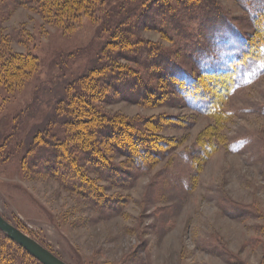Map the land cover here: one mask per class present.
<instances>
[{"label": "rangeland", "instance_id": "374dc122", "mask_svg": "<svg viewBox=\"0 0 264 264\" xmlns=\"http://www.w3.org/2000/svg\"><path fill=\"white\" fill-rule=\"evenodd\" d=\"M201 1L106 0L68 30L26 5L4 16L7 48L38 62L18 70L0 53V213L67 264H264V73L231 89L197 58L221 14L249 41L261 37L264 2L209 0L202 14ZM129 13L142 58H118L133 77L123 86L130 77L110 83L94 69ZM88 74L91 120L68 89ZM81 132L95 153L78 149ZM51 142L55 166H36Z\"/></svg>", "mask_w": 264, "mask_h": 264}, {"label": "trees", "instance_id": "16d2710c", "mask_svg": "<svg viewBox=\"0 0 264 264\" xmlns=\"http://www.w3.org/2000/svg\"><path fill=\"white\" fill-rule=\"evenodd\" d=\"M105 1L106 0H0V53L3 50V53L7 55L6 63L18 70L25 69L27 72H29L33 69L32 66H35L38 62L37 54H34L30 51L20 53L9 49V47L7 48V46L9 45V37L5 33V31H2L1 24L4 21V16L10 13V8L13 6L12 4L17 6H29L32 10L34 9L40 16H42L45 22L57 25L61 24L64 29L68 30L72 29V26H74L78 18L81 16L80 14L82 13V11L87 12L92 9H96L101 3ZM208 1L209 0L201 1L202 3H200V6L198 7V9L204 11L202 12V14H204L205 12L208 14L211 12V8L213 9V6L211 5L212 2ZM166 8L167 7L160 6L158 7V12H160V14H164ZM208 8L210 9V11L206 10ZM215 11H217V9H215ZM133 14L129 13L127 18L117 25V30L114 31V40L112 39L109 46L105 47L102 50V53L106 54L108 60L104 61L103 63H98L97 67L94 69L97 74L102 73L103 76H106L105 78H107L110 83L112 82V80L115 81L116 78L121 79L123 78V76L130 77L128 76L129 73L126 74L128 69L125 67V65L118 63V58L122 56L129 60L134 59V61L136 62L139 60V58H142L139 54L137 56V51H140L139 49L137 50V43L139 42V40H136L135 37L130 36V31L132 29L130 27H127L128 25L126 21L130 20ZM219 20L221 21L219 22ZM217 22L219 23L213 24L214 28L210 30L211 32H209V35H207L208 37L210 36L209 38L211 42L207 46L208 49L210 47V50L206 53L198 55L197 58L199 61H202L201 65H204V71L220 76V78H222L221 80H227L229 85L231 86V89L246 85L250 81H253L255 78L259 77L262 73H264V31L263 34L261 33V37L253 41H249L244 37L242 33H240V31H238V29L236 30L235 28L231 27L232 25H230V21L227 20L226 16L221 14V19L219 18ZM16 39L19 42H26L27 40L26 36L19 30L16 31ZM150 49L151 46L148 45L143 50L147 52V50ZM131 51H134V55L136 54L135 57L130 55L131 53H133ZM178 77L182 79V81H189L190 84L188 85H191L192 87L194 86L192 77L186 71L182 69L179 70ZM130 78L131 79H129L128 81L122 83L123 86H130L133 77ZM92 79L93 77H89V74L83 76L76 82L71 83L68 89H78V93L75 92V95L80 98L82 97V101L86 104L88 100L86 91L87 88L91 91H93L95 87L97 89V85H95L96 83H93L91 81ZM71 94L72 93H70V95ZM67 96L65 97V99H63L64 101L70 100L69 96ZM191 98H193L194 100H191ZM188 102L190 103V105L195 106L197 109H206L208 100L203 98L197 99L196 97L190 95L188 98ZM86 105L80 107L81 109H83V111H86L91 115L89 117V120L97 117L96 115L98 114H95L92 107H90L89 104ZM65 111L68 112L70 110L66 108ZM100 117L101 115L99 116V119ZM101 121L103 122V124H106L104 122V119H102ZM129 124L130 123H127L126 125ZM111 125V127L113 128H108L107 131L116 134L118 132V128L124 127L123 122L120 120L112 121ZM130 126L129 128H127L129 129V134L131 135V137H133L135 131L133 129H130ZM99 130L97 132V135H101ZM45 132L49 136H57L58 134L57 131L52 128L46 129ZM81 133L82 134H80V139H82V141L80 142L78 149L85 154H88L89 152L95 153L94 150H96L97 147L95 144H93V139H91L92 134L90 132H88L89 135L87 132ZM66 135L70 138H74L76 136H73V134L70 133H66ZM89 136L90 139H88ZM133 138L138 139L139 137ZM59 144L61 145L62 143ZM51 145L52 146L50 147L47 146V154L45 153L47 159L46 162L44 161L37 164V161L32 159V161L36 163V166L40 168H47L49 166H51L52 168L55 166L52 160L53 158L58 156V153H56L57 150L52 148L54 146L53 142H51ZM82 145H85L87 148L82 149ZM127 148L129 147L125 148L126 154L130 155L132 151L127 150ZM135 161L140 163L138 158H136ZM28 164L35 165L29 163V161ZM7 263L41 264L32 254H28L23 249V247L20 246V244L9 239V237L0 230V264Z\"/></svg>", "mask_w": 264, "mask_h": 264}, {"label": "water", "instance_id": "95a60500", "mask_svg": "<svg viewBox=\"0 0 264 264\" xmlns=\"http://www.w3.org/2000/svg\"><path fill=\"white\" fill-rule=\"evenodd\" d=\"M0 230L12 241L17 242L28 253L32 254L41 264H67L58 255L52 253L46 246L30 237L22 229L17 228L0 213Z\"/></svg>", "mask_w": 264, "mask_h": 264}, {"label": "snow or ice", "instance_id": "6c2138e0", "mask_svg": "<svg viewBox=\"0 0 264 264\" xmlns=\"http://www.w3.org/2000/svg\"><path fill=\"white\" fill-rule=\"evenodd\" d=\"M262 2H264V0H262Z\"/></svg>", "mask_w": 264, "mask_h": 264}]
</instances>
